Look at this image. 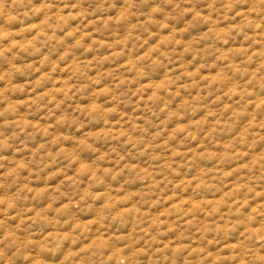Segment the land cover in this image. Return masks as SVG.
Segmentation results:
<instances>
[{
  "label": "clouds",
  "instance_id": "9594fccd",
  "mask_svg": "<svg viewBox=\"0 0 264 264\" xmlns=\"http://www.w3.org/2000/svg\"><path fill=\"white\" fill-rule=\"evenodd\" d=\"M52 59L78 63L50 76L36 71L51 70ZM201 64L200 72L189 71ZM5 69L0 264H264V211L251 212L237 194L223 205L227 217L215 213L206 217L210 224L185 222L190 202L163 218L175 231H163L168 224L158 216L153 223L184 195H222L218 189L241 173L246 187L238 195L256 203L259 188L264 197V0H0V73ZM209 71L221 78H203ZM56 75L71 77V87L61 81L57 89ZM215 96L231 107L212 104ZM213 107L212 119L222 123L193 125L202 137L215 131L190 151L200 140L177 125ZM211 148L217 155L209 160ZM185 176H197L192 184L200 187L185 192L188 181L178 183ZM97 192L104 195L97 199ZM130 192L136 195L116 199ZM33 205L45 211L37 216ZM92 217L88 231L74 228ZM181 232L187 241L162 243ZM193 237L203 252L184 247Z\"/></svg>",
  "mask_w": 264,
  "mask_h": 264
},
{
  "label": "rangeland",
  "instance_id": "374dc122",
  "mask_svg": "<svg viewBox=\"0 0 264 264\" xmlns=\"http://www.w3.org/2000/svg\"><path fill=\"white\" fill-rule=\"evenodd\" d=\"M155 6H156L155 4L152 5V7H155ZM69 15H71V14H69ZM189 22L191 23V21H189ZM78 27H79V25H75V24L73 25V29L74 30L76 28H78ZM170 38L171 37L168 36V35H161V37H160L161 40H166V39H170ZM31 39H34V37L31 38ZM196 39H198V37H193V40H196ZM177 42H178V44L179 43H184V41L181 38H179V37L177 38ZM186 43L189 45V47L186 48L185 51L186 52L187 51H191L190 45H191L192 41H187ZM155 46L156 45H153V47H155ZM89 47H91L90 43H89ZM227 55H228V51L225 50L224 56H227ZM43 59L44 60L48 59L47 54H45V57ZM51 63L53 65L51 70L45 71L44 68L41 65H37L36 71L41 72L43 76H50L53 73H55L57 71V69L59 70L60 73H64V72H66L69 69V67H71L72 65L77 64L78 62L73 60V61H70L69 64H62L59 59H52ZM192 63H193L192 60H188L187 61V64L189 66ZM212 66H215V65L213 64ZM202 68H203V65L201 64V65H197L195 68H191L190 67L189 71L190 72H200L202 70ZM7 75H8V70L5 69L3 73H0V80H3L5 78V76H7ZM202 75H203V78L206 79L208 77H211L212 80H214V81L215 80H219L221 78V74L220 73L211 72V71L203 72ZM69 80H71V77H69V76L56 75L54 83H55L57 89H59L61 87V85H60L61 81H63V86L71 87V85L68 83ZM29 83H32V81H23L21 86H23L24 84H29ZM152 84H154L155 87H157V88H161V87L164 86V82L163 81H159V82L153 81ZM6 87H7L6 84H0V88H6ZM201 88H203V85H201ZM51 91H53V89H51V88L45 89V92H51ZM232 91H235V89H232ZM153 94H155V93H153ZM205 95L207 96V95H210V94L209 93H205ZM25 99H32V97L29 96V97H26ZM188 100H189V97L186 96L185 97V101H188ZM221 101H222V103H221L220 106L223 109L228 110L231 107V103L226 97L215 96V97H212V100H211L212 104H216V103L221 102ZM20 103L21 104L24 103V100H21ZM196 107L197 106H195V105L193 106L194 110H195ZM215 112H216V108L213 107L205 115L200 116L199 120H196V121L189 120L186 124L185 123H180V124L177 125V129H185V128L190 129V132L195 133V135L193 136V139H199L200 140V143L199 144H194L192 149H190V151H195L198 148H203V146H204V144L206 142V138L208 136H210L213 131H215L214 128L210 129L202 137V136L199 135L198 132L195 131V129L193 128V125H199L201 127H207V124L209 122H211L213 125L216 124V123H222V121H220L218 119H212V117L214 116ZM239 121H240V117H237V125L239 124ZM237 125H234V127L237 126ZM246 130L247 129H246V126H245L244 129L242 130L241 134H244L246 132ZM219 143H221V142L217 141V144H219ZM224 143H225V146L227 147V146H229L231 144V140L225 141ZM180 150H183V149H180ZM207 151H208V159L209 160L213 159L217 155V152H216L215 148L208 149ZM200 154L203 155L202 152ZM222 155H223V157H228L230 155V153L224 152ZM257 155H259V154H257ZM20 163L23 164L24 161L21 159ZM243 166H247V165L245 164ZM205 170H206L205 168L201 167L199 169V172L203 173ZM238 170H239V167H237L235 169H225L224 172H225L226 176H234ZM207 171H213V169H207ZM243 175L244 174L241 173L239 176H236L235 179L226 180L223 188L222 189H218L219 191H222V195H216V193L213 192L211 196H203L201 199H194V197L192 195H184L181 199L174 200V202L169 207L162 208L158 213H155L153 215V223L157 222L155 217L158 216V217L161 218V220L159 221L161 224H168V227L163 229V231H165V232L175 231L176 224L174 222H172V221H168V220H165L163 218L168 217V216H172L173 215L172 209H176V210L179 211L181 209V206L188 205L189 202H190L191 206L187 208L189 216L187 217L185 222L188 223V224H194V222L199 219V220H202L204 225L210 224V223H212V221L207 219L206 217L212 216L215 213L223 212L224 215H225V218L227 217V212L224 210L223 205L225 204L227 198L232 196L233 194H237L236 195L237 200H244L245 207H247L248 205H251V212L254 213L257 210L264 211V208H262V205H264V197H261V195H260L261 190L259 188L256 190V200H257L256 203H253L251 198L244 199L243 196L238 195V192L239 191H243L245 189V187H246V184L243 181ZM197 178H198L197 176H185L184 179L182 181H178V183H183L184 181H188V184H186L185 187H184V191L188 192L190 190V188H192V187H195V188H199L200 187V185H193L192 184V181L196 180ZM33 187H35V185H33ZM39 190L42 191L43 189L41 188ZM249 191H251V189H249ZM102 195H104V193H101V192L95 193V197L97 199H99ZM133 195H136V193H131L130 192V193L124 195V196L116 197V199L117 200H127ZM176 195H179V193L170 194L169 198L171 199L173 196H176ZM204 203L212 205V207L205 209V208L202 207V205ZM228 203L231 204L232 202L228 201ZM105 204L110 206V201H106ZM91 206L92 205H90V207ZM52 207H53V204L50 202L47 205V208L51 209ZM132 207H136V205H132ZM32 208L34 209V214L37 215V216L40 215L41 212L45 211L44 208H37V207H35V205H33ZM196 209H200L204 213V215L203 216H200V215L192 216L191 214ZM128 210L129 209L125 208V209H122L121 212H126ZM137 211L138 212L143 211L145 213V215H147L148 212H149L148 209H140V208H137ZM102 214L103 213L101 212V215ZM120 214L121 213H117V215H120ZM96 222H97V217H92V218H89L87 220L77 219V222L74 225V228H81L84 231H88L89 230V225H94V224H96ZM57 223H59L58 220H57ZM70 234L71 233H68V232L64 233V235H66V236L70 235ZM177 238L185 239L186 241L188 240V237L185 236L183 232H181V233L178 234V237H173L171 240L162 241V243H164L165 245H172L173 240H175ZM94 239H97V238H94ZM209 239H211V238L209 237ZM195 240H196V237H193L192 238V243L191 244L185 243L184 247H189L190 246L192 248L193 254H196V252L198 250L203 252L205 250L204 246L200 245V244H197L195 242ZM175 247L179 248L180 245H175ZM208 255L212 256V255H215V253H213L212 251L209 250ZM216 259H217V261H219L220 255H216Z\"/></svg>",
  "mask_w": 264,
  "mask_h": 264
}]
</instances>
